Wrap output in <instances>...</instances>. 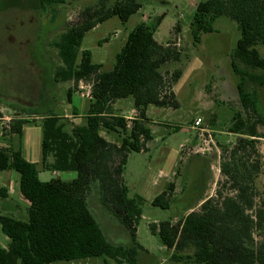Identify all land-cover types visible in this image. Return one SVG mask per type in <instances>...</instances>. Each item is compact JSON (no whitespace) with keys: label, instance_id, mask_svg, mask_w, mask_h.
I'll list each match as a JSON object with an SVG mask.
<instances>
[{"label":"trees","instance_id":"obj_1","mask_svg":"<svg viewBox=\"0 0 264 264\" xmlns=\"http://www.w3.org/2000/svg\"><path fill=\"white\" fill-rule=\"evenodd\" d=\"M42 3L45 11L72 5L65 0ZM83 4L79 20L66 26L52 45L61 60L54 73L56 82L72 80L76 84L84 80L92 84L85 123L74 124L50 110L38 115L43 169L76 171L77 176L44 181L37 165L20 149L0 146V172L19 173L20 192L29 202L27 219L0 213L2 230L10 238L8 247L0 244V264H51L96 257H103L106 264L108 259L139 264V251H144L137 240V226L145 200L139 194L129 195L123 173L129 153L147 151L148 142L154 138L148 107L179 108L174 86L191 58L176 47V42L164 44L155 39L166 14L162 13L153 24L142 22L130 31L113 67L104 69L103 64L92 61L90 50H81L84 36L113 16L127 21L142 4L138 0H84ZM217 16L230 17L241 32L230 59L238 76L237 91L244 113L235 115L231 131L239 138L221 165L225 183L233 192L217 190L198 210H191L176 222L152 223L150 229L178 264H264V209L257 206L255 184L261 164L250 161L251 156L259 155L256 142L264 137V132L258 131L259 125L264 126V112L259 107L258 91L249 87H264V0H200L190 26L195 43L201 42L203 33L213 31L212 21ZM174 28L180 32L182 24L178 22ZM72 92L70 88L68 99ZM128 97L137 112L132 119L114 111L116 100ZM32 115L36 114L31 109L15 114L1 128L2 136L21 137L23 125ZM102 129L117 133L120 144L105 139L100 134ZM168 188L153 199V205L170 206L174 184ZM92 190L127 227L130 245L107 239L88 204ZM7 196V190L0 186V199ZM256 233L261 238L257 239Z\"/></svg>","mask_w":264,"mask_h":264},{"label":"rangeland","instance_id":"obj_2","mask_svg":"<svg viewBox=\"0 0 264 264\" xmlns=\"http://www.w3.org/2000/svg\"><path fill=\"white\" fill-rule=\"evenodd\" d=\"M86 1L92 3L97 0ZM138 1L142 7L127 21L113 16L88 31L83 38L81 50H90L93 62L103 64L104 69H111L115 56L130 31L142 22L153 24L158 16L166 13L155 33L157 40L165 42L176 35V42L179 43L176 47L182 53L191 59L197 57L205 63L202 70L196 67L198 69L193 77L191 74L187 75V84L178 88L176 95L180 102L179 108H161L154 105L148 107V116L162 125L154 130L155 140L148 151L129 153L123 173L125 183L130 189L129 195L140 194L145 200L142 218L137 226V240L149 250V254L146 255V251L140 250L139 264H178L171 259V252L161 243L159 237L151 231L150 224L166 220L178 221L190 212V208L198 210L199 200L215 196L217 190L224 194L233 192L225 183L226 177L221 171V165L228 160L229 153L239 138L231 131L236 121L235 115L244 113L237 91L238 76L233 71L230 59L241 32L236 21L228 16H217L212 21L213 31L203 33L201 42L195 43L190 26L200 0ZM68 2L72 5L55 6L41 11L37 9L38 0H0V107H6L7 112L13 115L16 111L22 113L25 109H31L36 114L32 115L36 122L26 123V135H30L33 143L38 141L40 157V116L49 110L55 114L71 111L73 106L82 111L88 103L78 93L79 85L84 80L75 84L72 80L56 82L54 78L56 66L61 64V60L52 42L66 26L79 20L78 12L86 4H83L84 0ZM178 22L182 24L180 40L177 37L179 32L174 28ZM261 50L264 52L262 47ZM249 87L258 91L259 107L264 112V87ZM70 88L73 93L68 99ZM132 103V98L128 97L118 99L116 104L123 108V112L128 113ZM197 117L203 118L202 126L208 131L201 132L191 128ZM75 123L84 124L85 121L80 122L77 119ZM183 126H187L189 130H183ZM102 131L103 136L110 141L116 142L120 139L115 132ZM258 131L263 133L264 126L259 125ZM203 147L208 150L200 149ZM256 149L259 155L251 156L250 161L252 163L258 160L261 164L260 172L255 178L256 203L264 209V137L257 140ZM37 166L41 169L42 180L48 181L53 177L51 170L42 168L40 160ZM161 169L163 175H159ZM61 177L68 179L66 174ZM171 181L175 183L174 188L176 186L178 189L171 193L170 206L163 208L153 205V199ZM14 199L24 206L18 198ZM88 204L111 243L131 244L129 230L103 205L96 190H92ZM12 209L13 214L27 219L26 209ZM256 238H261L258 233ZM9 242L10 238L3 232L0 223V244L8 247ZM51 264L106 262L103 257H96ZM108 264L127 263L108 259Z\"/></svg>","mask_w":264,"mask_h":264},{"label":"crops","instance_id":"obj_3","mask_svg":"<svg viewBox=\"0 0 264 264\" xmlns=\"http://www.w3.org/2000/svg\"><path fill=\"white\" fill-rule=\"evenodd\" d=\"M65 1L68 2L69 0H65ZM156 31H155V33H156ZM155 33H154V37L157 40V38L155 36ZM181 34H182V30L178 33V36H177L178 37V40H180V38H181L180 35ZM157 41L160 42V43H164V44H166L168 41L176 42V35L173 38L168 39L165 42H161L159 40H157ZM176 44H179V43L176 42ZM193 60H196L198 62H195ZM189 64L184 69V72H183L181 78L179 79V81L177 82V85L175 86V92H176V94L178 92V88L180 86L182 87V84L183 85H186L187 84V81L189 80V77L187 75L191 74V77H193V75L195 74L196 69H198L196 67L198 66L199 67V70H202L203 67H204V65H205V63L199 61L197 59V57L196 58L193 57L191 59V62ZM68 82H70V81H68ZM78 93L80 94L79 91H78ZM80 96H81V94H80ZM81 97H83V96H81ZM83 98H86V97H83ZM86 99H87V102L88 103L86 104L84 110L80 111V110H78L77 108H75L73 106L72 109H71V111H66V112L58 113V115L64 116V117L68 118L69 120H71L72 122H74V124H76L75 123V120H77V119H80V122H84L85 119H86L87 110L89 108V104H90V99L91 98H86ZM132 102H133V100H132ZM116 103H117V100L114 103V111L116 113H118L119 115H122V116H124V117H126L128 119H132V118L136 117L137 112H136V109L133 106V103L131 104V109H130V111L128 113L123 112L122 111L123 108L121 106L120 107L119 106L117 107V104ZM161 108H169V107H161ZM0 112H2V114H3V116L0 117V136H2L1 128L4 125H6L11 120V118H13L15 116V114H19V112L16 111L17 113H15L13 115V114H11V112H7V108L4 107V106L3 107H0ZM36 117L38 118V116H36ZM147 117L153 123V133H154V130L157 129L159 125H162V123L161 122H158V121H154L152 118H150L148 116V109H147ZM33 119H35V118L34 117L31 118L30 123L31 122L32 123L36 122ZM191 128H193V126ZM182 129L183 130H189V128L187 126H183ZM102 130H104V129H102ZM102 130L100 131V134L103 136V131ZM106 132H109V131L106 130ZM103 137L105 138V136H103ZM105 139H107V138H105ZM42 140H43V135H41V157H40V155H39V148H38V141L36 140L33 143V141H31L30 135H28V136L26 135V123H25L23 125V132H22V136L21 137L17 136L16 134H11V135H8V136L7 135L6 136H2V137H0V146H9V147H12L14 149H20L22 151L23 156L27 160H29V161H31V162H33V163H35L37 165V162L39 160L42 163ZM154 140L155 139L153 138V140H151V141L148 142V144H147L148 150L150 149V145H151V143ZM108 141H110V140H108ZM110 142H113V143H116V144H120V139H118V141H116V142H114V141H110ZM182 146H184V145H182ZM40 172H41V169H39V177H40ZM51 172L53 174V177H57L58 176L60 178H62L61 177L62 174H66L68 179H65V180H71V179H74L77 176V172L76 171H56V170H51ZM163 173L164 172L161 169L160 172H159V175H163ZM172 174L175 175V172H173ZM19 182H20V175H19V173L17 171H15V170H5V171H1L0 172V186L3 187V188H5L7 190V192H8V196L6 198L0 199V213H8V214H11V215L16 216L15 214H13L11 212V210H13L12 208H14L15 211L16 210H19L20 211L21 209H26L27 212H28L29 202L26 199H24V197L22 196V194L20 192V184H19ZM173 182L174 181H171L170 184H175ZM170 184L161 193H163L164 191H167V188L170 186ZM177 189H178V187L175 186V188L173 189V193L174 192H177ZM129 191H130V189H129ZM161 193H159V194H161ZM14 197H16V198H18V200L22 201L24 206L22 207L20 203H18L17 201H15ZM203 201H204V199H200L198 204L201 205V203ZM189 210L191 211L192 208H190ZM16 217H18V216H16ZM143 248H144V251H146V255L149 254V250L146 247H144V246H143ZM80 261H83V260H80Z\"/></svg>","mask_w":264,"mask_h":264},{"label":"built area","instance_id":"obj_4","mask_svg":"<svg viewBox=\"0 0 264 264\" xmlns=\"http://www.w3.org/2000/svg\"><path fill=\"white\" fill-rule=\"evenodd\" d=\"M79 92L81 96L86 97V98H91L92 97V84L87 83V82H81L79 85ZM203 125V118L202 117H197L194 122V128L197 129V131H208L207 128H204ZM204 134V133H203ZM201 134V136L203 135ZM203 151H207V147L200 148Z\"/></svg>","mask_w":264,"mask_h":264},{"label":"flooded vegetation","instance_id":"obj_5","mask_svg":"<svg viewBox=\"0 0 264 264\" xmlns=\"http://www.w3.org/2000/svg\"><path fill=\"white\" fill-rule=\"evenodd\" d=\"M37 6H38L37 9H39V10H41V11L44 9V5H43V3H42V0H38ZM39 10H38V11H39Z\"/></svg>","mask_w":264,"mask_h":264}]
</instances>
